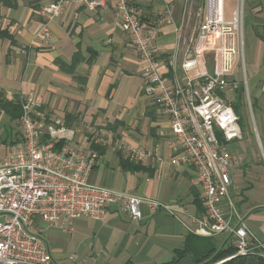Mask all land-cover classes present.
Segmentation results:
<instances>
[{
  "label": "crops",
  "instance_id": "crops-1",
  "mask_svg": "<svg viewBox=\"0 0 264 264\" xmlns=\"http://www.w3.org/2000/svg\"><path fill=\"white\" fill-rule=\"evenodd\" d=\"M50 1L0 0V94L13 100L33 91L41 103L34 118H59L74 127V145L97 157L89 182L138 196L143 218L131 219L120 204L112 203L102 219L82 216L71 227H61L37 218L36 227L44 230L54 264L170 261L190 234L206 236L196 231L194 221L204 209L199 176L192 165L172 162L170 118L145 94L144 64L114 12V1L92 10L72 0L49 24L46 39L39 35L44 18L40 10ZM189 1L195 2L137 0L146 22L167 3L172 11L174 22L160 28L155 43L164 58L160 72L165 76L172 75L168 54L176 48V25ZM237 4L224 0L227 19ZM244 18L245 70L256 126L245 124L243 139L229 143L244 161L231 168L233 207L227 202L223 207L233 224L247 225L250 240L264 241V0H245ZM0 113L2 159L21 131L1 108ZM128 149L151 155L145 162L132 161ZM215 236L221 242L231 235Z\"/></svg>",
  "mask_w": 264,
  "mask_h": 264
},
{
  "label": "built area",
  "instance_id": "built-area-1",
  "mask_svg": "<svg viewBox=\"0 0 264 264\" xmlns=\"http://www.w3.org/2000/svg\"><path fill=\"white\" fill-rule=\"evenodd\" d=\"M107 1L76 0L75 4L94 10L106 7ZM113 1L114 12L144 64L145 94L170 118L172 162L192 165L199 176L204 211L194 218L196 231L206 236L232 235L237 247L233 256L258 254L264 259V241L250 240L247 225L233 224L223 207L225 202L233 207L231 168L244 161L229 143L244 137L234 103L243 82L247 86L245 0H238L229 19L224 0L188 2L176 25V48L168 54L173 60L171 76L160 72L164 58L155 48L160 28L174 22L168 3L146 22L137 0ZM71 2L52 0L41 7L39 35L50 37L49 24ZM19 101L20 140L0 159V264H54L44 230L36 227L37 218L48 225L71 227L82 216L102 219L112 203L120 204L131 219L143 218L138 196L89 182L98 160L74 145V127L59 118L35 119L41 103L33 91L21 93ZM150 155L128 149L126 156L145 162Z\"/></svg>",
  "mask_w": 264,
  "mask_h": 264
},
{
  "label": "trees",
  "instance_id": "trees-1",
  "mask_svg": "<svg viewBox=\"0 0 264 264\" xmlns=\"http://www.w3.org/2000/svg\"><path fill=\"white\" fill-rule=\"evenodd\" d=\"M244 92L245 89L242 84L238 89L237 104H234L236 112L241 117V123L240 108L242 107V103L244 104ZM19 102V96L13 100H5L2 94H0V108L12 120L19 121L22 115V107ZM236 251V241L232 235L226 241L222 240L220 242L216 236L190 234L184 246L176 251L175 256L170 261L160 264H264V259L258 254L233 256ZM126 264L135 263L129 261Z\"/></svg>",
  "mask_w": 264,
  "mask_h": 264
},
{
  "label": "rangeland",
  "instance_id": "rangeland-1",
  "mask_svg": "<svg viewBox=\"0 0 264 264\" xmlns=\"http://www.w3.org/2000/svg\"><path fill=\"white\" fill-rule=\"evenodd\" d=\"M247 68V67H246ZM247 76V73H246ZM243 84L245 85V97H244V104L242 103V107L240 108V114L242 116V126L244 127L245 124H247V126L249 127V124L251 125V127L256 124L255 120L252 119V117L254 118L255 115V106H253L254 104V97H253V92L251 90V82L249 80V77H247V86L246 83L243 82ZM238 101V98H236L235 103ZM234 103V104H235ZM237 104V103H236ZM251 111H252V116H251ZM1 114V113H0ZM4 115V113L2 114V116ZM256 118V117H255ZM256 126V125H255ZM17 127L20 130V124L19 121H17ZM253 129V128H252ZM255 129V127H254ZM257 135V134H256ZM3 220L2 217H0V221ZM42 221V220H40Z\"/></svg>",
  "mask_w": 264,
  "mask_h": 264
}]
</instances>
